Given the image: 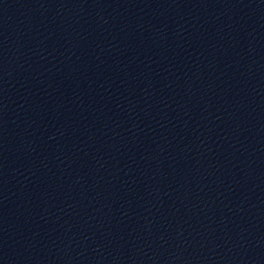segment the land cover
Masks as SVG:
<instances>
[{
    "label": "water",
    "instance_id": "obj_1",
    "mask_svg": "<svg viewBox=\"0 0 264 264\" xmlns=\"http://www.w3.org/2000/svg\"><path fill=\"white\" fill-rule=\"evenodd\" d=\"M0 264H264V0H0Z\"/></svg>",
    "mask_w": 264,
    "mask_h": 264
}]
</instances>
